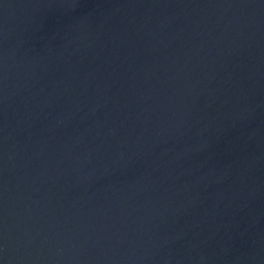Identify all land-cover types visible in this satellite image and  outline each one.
I'll list each match as a JSON object with an SVG mask.
<instances>
[{
  "label": "water",
  "instance_id": "95a60500",
  "mask_svg": "<svg viewBox=\"0 0 264 264\" xmlns=\"http://www.w3.org/2000/svg\"><path fill=\"white\" fill-rule=\"evenodd\" d=\"M0 264H264V0H0Z\"/></svg>",
  "mask_w": 264,
  "mask_h": 264
}]
</instances>
